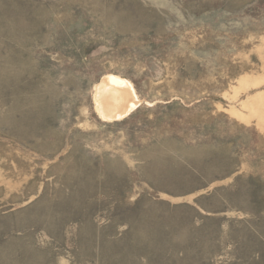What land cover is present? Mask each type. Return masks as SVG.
<instances>
[{
    "label": "rangeland",
    "instance_id": "rangeland-1",
    "mask_svg": "<svg viewBox=\"0 0 264 264\" xmlns=\"http://www.w3.org/2000/svg\"><path fill=\"white\" fill-rule=\"evenodd\" d=\"M0 264H264V0H0Z\"/></svg>",
    "mask_w": 264,
    "mask_h": 264
},
{
    "label": "bare ground",
    "instance_id": "bare-ground-1",
    "mask_svg": "<svg viewBox=\"0 0 264 264\" xmlns=\"http://www.w3.org/2000/svg\"><path fill=\"white\" fill-rule=\"evenodd\" d=\"M95 89L96 107L103 119H121L139 105L138 98H133L130 102L131 85L121 76L104 75L96 84ZM116 97H118V101L114 103Z\"/></svg>",
    "mask_w": 264,
    "mask_h": 264
}]
</instances>
